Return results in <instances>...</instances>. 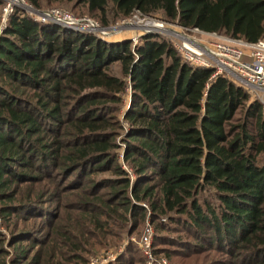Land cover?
I'll return each instance as SVG.
<instances>
[{
    "label": "trees",
    "instance_id": "obj_1",
    "mask_svg": "<svg viewBox=\"0 0 264 264\" xmlns=\"http://www.w3.org/2000/svg\"><path fill=\"white\" fill-rule=\"evenodd\" d=\"M27 1L79 6L103 25L136 9L264 36V0ZM212 73L164 36L107 41L15 6L0 30V264L86 263L87 247L146 216L192 239L158 245L264 264V105ZM125 255L116 264L134 261Z\"/></svg>",
    "mask_w": 264,
    "mask_h": 264
},
{
    "label": "built area",
    "instance_id": "obj_2",
    "mask_svg": "<svg viewBox=\"0 0 264 264\" xmlns=\"http://www.w3.org/2000/svg\"><path fill=\"white\" fill-rule=\"evenodd\" d=\"M8 2L5 11L10 8L17 0H6ZM20 6V5H17ZM21 8L33 17L42 22H54L63 27H68L78 31H85L105 39L111 33H117L121 28L132 25L122 23L112 26L114 30L99 26L91 18H74L71 14L57 8L49 9L46 12H39L29 5H21ZM139 16L136 18L139 24L133 25L134 28H142L139 34L154 33L168 38L182 60L192 66L212 68L211 77L218 74H225L235 84L242 87L247 93L264 104V36L255 42H247L243 39L228 37L227 41L220 39H201L189 38L184 31H196L206 35H219L201 31L196 27H184L176 22L173 24L163 21L159 17L143 15L138 10H133L131 15ZM134 16V17H135ZM136 36H130L132 46L137 44ZM146 247L149 242H146Z\"/></svg>",
    "mask_w": 264,
    "mask_h": 264
},
{
    "label": "rangeland",
    "instance_id": "obj_3",
    "mask_svg": "<svg viewBox=\"0 0 264 264\" xmlns=\"http://www.w3.org/2000/svg\"><path fill=\"white\" fill-rule=\"evenodd\" d=\"M3 4H0V30L1 27L5 24L7 15L13 10V8L17 5L21 8V5L24 4L29 5L31 8L39 11L46 12L49 9L57 8L64 12L71 14L74 18H91L94 20L99 26L107 28V30H114L111 28L112 26L121 25L122 23H131L132 25L127 26L125 28H121L117 33H111L109 36H106L105 39L107 41H114L123 38L124 36H136L142 32V28H134L133 25L139 24V21L136 19L139 16L133 15L131 18H116L111 20L108 24L103 25L100 23L99 19L95 16L87 13L83 8L76 7L73 8L71 4H47L45 1L41 2V6L39 8H35L31 5L27 0H17L14 4H10V8L5 11L8 2L6 0H0ZM24 10V8H23ZM25 11V10H24ZM26 12V11H25ZM135 16V17H134ZM155 17L161 18L163 21L173 24V22H169L164 20L160 15H153ZM59 25V24H58ZM85 32V31H82ZM92 34V33H91ZM154 34V33H152ZM184 34L192 39H220L227 41L228 36L219 34V35H206L196 31H184ZM140 37V36H139ZM139 37L137 41H139ZM130 39V37L128 38ZM132 42V41H131ZM112 71L118 73V63L112 66ZM129 84L127 85L126 91L124 93V106L123 108L128 106L129 97H130V88ZM251 100H256L252 96H250ZM264 105V104H263ZM238 116V114H236ZM121 117V116H120ZM122 118V117H121ZM119 141V139H118ZM122 152V151H121ZM120 161L122 166L126 168L122 160V155L120 154ZM106 174H101L98 176H104ZM162 220H165L163 218ZM3 233L7 236V231L0 227ZM121 234L120 238H113L111 236L106 237V243L102 246H93L87 247L88 251L83 252L82 255L86 258V263L82 264H116L118 257H120L123 253H125L126 258L131 257L133 262L129 264H218L216 261L220 260L224 255L217 253L215 251H203L200 253H192L187 249H183L181 247H176L175 245H158L156 242V235H169L173 237L179 236L182 239L192 241V239L184 232L181 231H159L150 217L146 216L140 224L134 229H130V224H125L124 230L120 229L117 231ZM149 242V246L146 247V242ZM4 247L8 250L11 249L9 245L4 243ZM128 248V252L126 251ZM182 250V251H179Z\"/></svg>",
    "mask_w": 264,
    "mask_h": 264
},
{
    "label": "crops",
    "instance_id": "obj_4",
    "mask_svg": "<svg viewBox=\"0 0 264 264\" xmlns=\"http://www.w3.org/2000/svg\"><path fill=\"white\" fill-rule=\"evenodd\" d=\"M130 36H124L123 38H121V39H118V40H122V39H128ZM114 41H117V40H114Z\"/></svg>",
    "mask_w": 264,
    "mask_h": 264
}]
</instances>
